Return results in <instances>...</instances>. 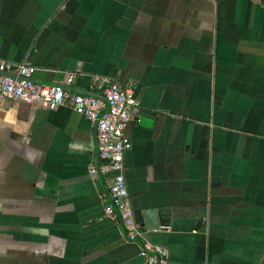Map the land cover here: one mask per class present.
Instances as JSON below:
<instances>
[{
  "label": "crops",
  "instance_id": "1",
  "mask_svg": "<svg viewBox=\"0 0 264 264\" xmlns=\"http://www.w3.org/2000/svg\"><path fill=\"white\" fill-rule=\"evenodd\" d=\"M0 62L131 88L124 177L146 240L175 264H264V0H0ZM95 135L70 106L1 104L0 264H147L105 215ZM147 209L169 225L147 229Z\"/></svg>",
  "mask_w": 264,
  "mask_h": 264
},
{
  "label": "built area",
  "instance_id": "2",
  "mask_svg": "<svg viewBox=\"0 0 264 264\" xmlns=\"http://www.w3.org/2000/svg\"><path fill=\"white\" fill-rule=\"evenodd\" d=\"M16 74L5 72L11 69L9 62H0V106L3 102L14 101L36 105L47 110L60 106H70L76 113L89 119L96 128V144L103 171L113 170L108 185L111 202L104 212L113 221H120L129 240L144 239L140 255L147 264H175L170 260L168 251L157 244L147 241L144 231L134 219L133 209L128 196L124 177V154L131 147V141L125 133L131 119V110L140 105L139 99L129 87H122L108 76L96 75L94 81L103 96L79 93L63 84H41L33 75L36 68L29 63L16 66ZM70 75L66 84H70ZM98 167L91 164L89 173L96 175Z\"/></svg>",
  "mask_w": 264,
  "mask_h": 264
},
{
  "label": "water",
  "instance_id": "3",
  "mask_svg": "<svg viewBox=\"0 0 264 264\" xmlns=\"http://www.w3.org/2000/svg\"><path fill=\"white\" fill-rule=\"evenodd\" d=\"M66 87L68 89H72V88H70V86H66ZM73 91L82 93L81 90H73ZM87 94L96 95L94 93H87ZM96 96L103 98L102 95H96ZM168 211L169 210H167V209H158V210L157 209H147V210H144L142 212L143 218H144V220H143L144 222L142 225L145 226L149 230H155V229H158L160 226L169 225V213H168Z\"/></svg>",
  "mask_w": 264,
  "mask_h": 264
}]
</instances>
